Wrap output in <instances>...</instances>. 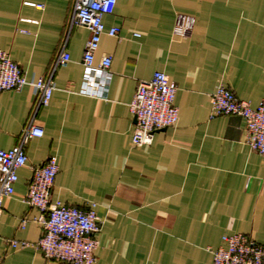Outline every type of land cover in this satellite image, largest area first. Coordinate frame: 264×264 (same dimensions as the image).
<instances>
[{"label":"crops","instance_id":"0c3cea01","mask_svg":"<svg viewBox=\"0 0 264 264\" xmlns=\"http://www.w3.org/2000/svg\"><path fill=\"white\" fill-rule=\"evenodd\" d=\"M72 8L73 0H0V50L27 81L47 78L63 45L70 56L47 106L36 110L29 86L0 92V149L16 146L29 123L43 131L25 144L27 166L3 201L0 264H67L35 248L44 229L24 202L31 168L49 157L58 163L49 202L95 205L94 264H213L222 237L238 233L264 245V157L245 144L241 117L210 118L219 86L252 108L264 99V0H117L103 22L119 39L102 35L94 55V65L112 58L106 100L78 93L89 33L68 31ZM178 14L195 19L182 40L172 35ZM157 71L176 86L179 119L135 148L128 105ZM10 239L30 246L13 249Z\"/></svg>","mask_w":264,"mask_h":264},{"label":"built area","instance_id":"2783aa9c","mask_svg":"<svg viewBox=\"0 0 264 264\" xmlns=\"http://www.w3.org/2000/svg\"><path fill=\"white\" fill-rule=\"evenodd\" d=\"M117 0H73L68 31L82 27L89 33L85 43L82 67L83 76L78 93L82 96L106 100L112 79L110 56L103 57L94 65V55L102 35L119 39L117 27L105 29L103 19L113 13ZM42 9V5L28 4ZM195 19L178 14L175 18L172 35L179 39L187 38L193 31ZM25 32V31H22ZM139 37V34H134ZM70 61L69 54L62 46L54 59L47 78L27 81L19 65L9 55L0 50V92H18L29 86L37 98L36 110L47 106L54 91L53 75L57 68L65 67ZM176 86L162 72L153 73L149 80L137 84L128 105L134 120L131 139L135 148L147 147L152 143L156 132L174 127L179 119L174 105ZM210 118L237 115L244 120L245 144L264 157V99L257 107L239 100L234 93L219 86L210 97ZM41 127L29 123L20 133L16 146L9 150L0 149V218L3 201L14 195V185L18 181L17 172L27 166L25 144L32 138L42 137ZM58 173L56 157H49L44 163L31 168V178L27 184L24 202L39 211L36 220L44 229L43 236L34 245L47 261L67 264H94L95 250L98 247L96 235L101 230V221L91 204L86 210L69 207L60 203H50L49 198ZM25 219L21 220L24 227ZM13 249H24L29 243L10 239ZM222 246L212 250L213 264H264V245L255 243L243 234L222 237Z\"/></svg>","mask_w":264,"mask_h":264}]
</instances>
